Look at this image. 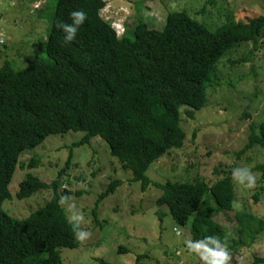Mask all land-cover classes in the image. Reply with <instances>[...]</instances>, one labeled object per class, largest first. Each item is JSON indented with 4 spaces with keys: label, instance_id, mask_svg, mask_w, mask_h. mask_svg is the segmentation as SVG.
Returning <instances> with one entry per match:
<instances>
[{
    "label": "trees",
    "instance_id": "trees-1",
    "mask_svg": "<svg viewBox=\"0 0 264 264\" xmlns=\"http://www.w3.org/2000/svg\"><path fill=\"white\" fill-rule=\"evenodd\" d=\"M105 8L104 0H58L44 41L49 62L31 61L17 70L5 60L0 67V264H64L60 249L78 248L76 232L82 229L59 202V193H67L61 191L59 180L71 156L56 180L46 183L27 174L20 184V200L52 190V200L44 207L24 220L13 219L2 209L11 198L17 167L24 169L21 155L50 136L69 132L83 134L72 149L94 137L103 140L120 168L131 171L133 181L141 183L143 192L150 186L160 192L157 206H166L179 226L190 224L191 241L215 236L226 249L238 253L256 240L264 223L237 212L231 233L214 220L220 213L234 211L232 173L210 185L201 179L153 183L146 172L169 150L184 146L181 109L194 119L208 104L209 92L221 86L217 65L225 55L250 43L253 49L248 56L254 54L264 36V15L229 21L213 32L185 12H171L163 29L139 20L119 38L101 16ZM78 9L86 12V20L75 39L63 44L59 23H70L69 12ZM248 140L243 152L255 146L264 150V123L258 131L252 127ZM40 163L34 157L26 169ZM258 170L264 179V163ZM121 185L111 176L98 202ZM135 264H141V257Z\"/></svg>",
    "mask_w": 264,
    "mask_h": 264
},
{
    "label": "rangeland",
    "instance_id": "rangeland-1",
    "mask_svg": "<svg viewBox=\"0 0 264 264\" xmlns=\"http://www.w3.org/2000/svg\"><path fill=\"white\" fill-rule=\"evenodd\" d=\"M104 1L106 8L101 16L120 32L119 38L139 20L161 30L171 12H185L213 32L229 21L244 22L264 15V0ZM57 3L0 0V41H5L0 45V67L5 60L17 70L31 61L49 62L44 41ZM252 49V43L235 47L218 63L221 86L209 92L208 104L196 112L194 119L181 109L184 146L169 150L146 172L153 183H193L201 179L213 185L231 174L232 167L247 168L255 176L254 187L238 183L231 175L236 191L234 211L214 218L231 233L237 226V212L252 214L264 223V179L258 170L264 163V150L255 146L243 152L252 127L258 131L264 123V36L254 54L248 56ZM82 136L74 132L53 135L36 149L25 151L20 158L24 169L17 167L9 188L11 198L3 203V211L13 219L24 220L44 207L52 200V190L20 200V184L27 174L46 183L56 180L71 156V164L59 180L61 191H67L65 196L59 193V202L70 220L73 215L82 217L78 223L87 236L79 239L78 248L60 249L64 264H135L138 257L141 264H203L185 244L191 241L190 224L179 226L166 206L156 205L160 192L153 186L143 192L141 183L133 181L131 171L120 168L99 137L72 149ZM34 157L40 159L39 166L26 169ZM111 176L122 185L98 202ZM121 248L128 252H121ZM228 253V264H264V230L238 253ZM257 259L263 262L255 263Z\"/></svg>",
    "mask_w": 264,
    "mask_h": 264
},
{
    "label": "clouds",
    "instance_id": "clouds-1",
    "mask_svg": "<svg viewBox=\"0 0 264 264\" xmlns=\"http://www.w3.org/2000/svg\"><path fill=\"white\" fill-rule=\"evenodd\" d=\"M86 12L83 9L73 10L69 12L70 23H59V27L63 33V44L71 43L86 20ZM116 33H120L115 27ZM5 41L1 45H3ZM233 179L238 183L245 184L246 187L252 188L256 183L255 176L247 168H236L232 172ZM82 219L79 215H73L72 221L79 222ZM77 239L83 240L87 233L82 231L76 232ZM186 247L189 252L197 255L203 264H228L229 253L225 245L215 236H205L203 239L196 241H186Z\"/></svg>",
    "mask_w": 264,
    "mask_h": 264
},
{
    "label": "built area",
    "instance_id": "built-area-1",
    "mask_svg": "<svg viewBox=\"0 0 264 264\" xmlns=\"http://www.w3.org/2000/svg\"><path fill=\"white\" fill-rule=\"evenodd\" d=\"M124 31V30H123ZM1 43L0 44H2L3 43V41H0Z\"/></svg>",
    "mask_w": 264,
    "mask_h": 264
},
{
    "label": "bare ground",
    "instance_id": "bare-ground-1",
    "mask_svg": "<svg viewBox=\"0 0 264 264\" xmlns=\"http://www.w3.org/2000/svg\"><path fill=\"white\" fill-rule=\"evenodd\" d=\"M118 36H119V33H118Z\"/></svg>",
    "mask_w": 264,
    "mask_h": 264
}]
</instances>
